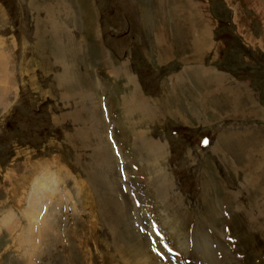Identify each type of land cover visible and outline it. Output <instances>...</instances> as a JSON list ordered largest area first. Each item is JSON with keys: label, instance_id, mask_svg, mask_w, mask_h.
Here are the masks:
<instances>
[{"label": "rangeland", "instance_id": "1", "mask_svg": "<svg viewBox=\"0 0 264 264\" xmlns=\"http://www.w3.org/2000/svg\"><path fill=\"white\" fill-rule=\"evenodd\" d=\"M263 36L264 0H0V264H264Z\"/></svg>", "mask_w": 264, "mask_h": 264}, {"label": "bare ground", "instance_id": "2", "mask_svg": "<svg viewBox=\"0 0 264 264\" xmlns=\"http://www.w3.org/2000/svg\"><path fill=\"white\" fill-rule=\"evenodd\" d=\"M191 6L193 7V8H196L197 7V5H195L194 3H192L191 4ZM197 8H199V9H196V12H198V10H200V8L201 9H203V5L201 6V4L200 5H198V7ZM202 11V10H201ZM196 17H198L199 19H200V22H202L203 21V29H201V31H204L205 32V30L208 28L207 26H208V24H209V20L206 18V16H205V14L203 13V11L202 12H199V13H195L194 14ZM55 23V22H54ZM53 24V23H52ZM200 24V23H199ZM197 25V24H196ZM55 26V25H54ZM199 26V25H198ZM57 31V30H56ZM200 31V30H199ZM55 32V31H54ZM206 32H207V30H206ZM56 33V32H55ZM159 35L157 36V38L160 40L161 39V36H162V34H163V32H159L158 33ZM191 35V34H190ZM199 35H201V33L199 32ZM197 36H194V34L192 33V37H191V39L189 40V42H188V44H190V47H194L195 46V49H197L196 50V52H197V54L196 55H198V53L199 54H203L204 52H206V50H208V49H212V47H213V45L209 42V40L207 39V35H203V37L201 36V37H199L198 39L196 38ZM264 38V37H263ZM262 38V39H263ZM200 39V40H199ZM202 39V40H201ZM195 51V50H194ZM196 60V59H195ZM126 66V64H125V62L124 63H122V65L120 66V67H122V71L121 72H123V74H124V72H125V69L127 68V67H125ZM118 72H120L119 71V69H116ZM6 71V70H5ZM116 71V72H117ZM120 72V73H121ZM126 73V72H125ZM2 80H4V82H6L7 81V79L6 78H1ZM63 79V78H62ZM65 79V78H64ZM132 85H133V83H132ZM1 89V88H0ZM5 90H3V92H4ZM139 93V91H138V89H137V87H136V85H134L133 86V88H132V91H131V95L129 94L128 95V100L126 99V98H124V104L126 105V104H130L131 105V112H134V111H138V110H143V101L145 100V98L144 97H142V99H140V101H136L137 100V97H136V95ZM2 98V97H1ZM142 100V101H141ZM202 101V100H200V99H195V102H198L199 104H200V102L199 101ZM154 103H156V105L158 106L157 107V109L156 110H154L155 111V114H152V116H149V117H153V116H156V117H158V115L157 114H159V113H166V114H169L170 116H176V115H174V113L172 112L173 110H171V111H169L168 112V107H166V105H164V103L162 102H160V101H155ZM221 103V102H220ZM2 104H3V102H2ZM159 104V105H158ZM218 105L219 103H217L216 101H212V105ZM204 105V104H203ZM221 105H222V103H221ZM234 106H236V103L233 105V107ZM212 108L214 109V106H212ZM163 114V115H164ZM144 138V137H143ZM144 139H146V138H144ZM146 140H150V139H146ZM154 145V143L153 142H151V143H149V142H145V144H144V148H146V150L147 151H145V152H153L152 150H151V148H152V146ZM155 147L157 148V146H156V144H155ZM166 180H164V182H165ZM172 187V186H171ZM170 186H169V188H171ZM173 188V187H172ZM171 188V189H172ZM169 190V189H168ZM172 191H173V189H172ZM168 192V191H167ZM176 192V191H175ZM172 193V192H171ZM255 202V201H254ZM34 204H37V203H34ZM116 205H118V204H116ZM34 208V207H33ZM254 221V220H253ZM253 221H252V223H253ZM250 222V221H249ZM250 224V223H249ZM256 224V223H255ZM252 225V224H251ZM250 225V226H251ZM29 237V236H28ZM23 238V237H22Z\"/></svg>", "mask_w": 264, "mask_h": 264}, {"label": "crops", "instance_id": "3", "mask_svg": "<svg viewBox=\"0 0 264 264\" xmlns=\"http://www.w3.org/2000/svg\"><path fill=\"white\" fill-rule=\"evenodd\" d=\"M190 18H191V17H190ZM254 18H255V17H254ZM263 37H264V36H263ZM190 48H191V47H190ZM190 48H189V49H190ZM212 49H213V48H212ZM194 50H195V49H194ZM209 52H211V50H210ZM0 63H1V64H4V62H2L1 60H0ZM1 64H0V66H1ZM4 66H5V65H4ZM125 67H126V66H125ZM202 67H203V66L198 67V71L201 70ZM189 68H192V69H193V70H190L192 73H194V74H195V73H198V72H196V71H197V68H196V67H191V66H189V67H185V69H187V70H188ZM126 69H127V68H126ZM128 69H129V68H128ZM208 71H209V70H208ZM188 72H189V71H188ZM182 74H183V73H182ZM194 74H193V75H194ZM195 75H196V74H195ZM183 77H184V76H183ZM183 77H182V78H183ZM220 79L222 80L221 77H220ZM220 82H221V81H220ZM205 86H207V84H205ZM203 88H206V87H203ZM196 97H197V95H195L194 100L196 99ZM199 97H200V96H199ZM206 98H207V97H205L204 100H206ZM155 101H156V100H155Z\"/></svg>", "mask_w": 264, "mask_h": 264}]
</instances>
